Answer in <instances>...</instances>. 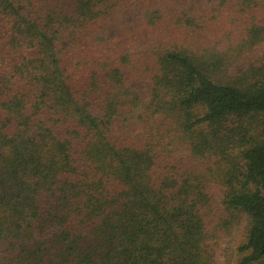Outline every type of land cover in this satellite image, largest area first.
<instances>
[{
    "label": "trees",
    "instance_id": "1",
    "mask_svg": "<svg viewBox=\"0 0 264 264\" xmlns=\"http://www.w3.org/2000/svg\"><path fill=\"white\" fill-rule=\"evenodd\" d=\"M0 264H264V0H0Z\"/></svg>",
    "mask_w": 264,
    "mask_h": 264
},
{
    "label": "rangeland",
    "instance_id": "2",
    "mask_svg": "<svg viewBox=\"0 0 264 264\" xmlns=\"http://www.w3.org/2000/svg\"><path fill=\"white\" fill-rule=\"evenodd\" d=\"M238 243H239V242L235 243L234 246H233V248H232V250H231V254H232L231 257H232V259H234V255H235L234 252H235V250H236V247H237Z\"/></svg>",
    "mask_w": 264,
    "mask_h": 264
}]
</instances>
